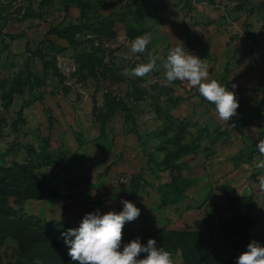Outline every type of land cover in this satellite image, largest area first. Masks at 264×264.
<instances>
[{
	"label": "rangeland",
	"instance_id": "obj_1",
	"mask_svg": "<svg viewBox=\"0 0 264 264\" xmlns=\"http://www.w3.org/2000/svg\"><path fill=\"white\" fill-rule=\"evenodd\" d=\"M68 28L79 29L74 45L57 35ZM144 35L146 52L132 53ZM26 46L40 50L28 65L44 82L36 90ZM176 46L237 94L227 123L162 67L125 74ZM16 82L5 105L13 89L1 85ZM261 139L264 0H0V166L30 171L20 205L12 181H0V264H76L30 217L76 229L86 213L121 211L122 200L140 215L123 226L121 247L151 238L180 264H236L252 240L264 246Z\"/></svg>",
	"mask_w": 264,
	"mask_h": 264
},
{
	"label": "clouds",
	"instance_id": "obj_2",
	"mask_svg": "<svg viewBox=\"0 0 264 264\" xmlns=\"http://www.w3.org/2000/svg\"><path fill=\"white\" fill-rule=\"evenodd\" d=\"M149 43V36H138L131 42V52L145 53ZM157 61L161 63L158 64ZM161 67L169 83L186 81L190 86L197 88L199 94L215 106L221 121L227 123L237 115V94L217 79H209L207 61L190 53L185 47L176 46L170 49L163 59L154 51H150L148 62L138 64L130 71L125 70V74L144 77ZM232 87L234 89L236 85L233 84ZM256 147L264 156V139L259 140ZM256 167L264 169V160H260ZM121 203V211L100 214L97 210L86 213L78 228L61 233L71 260L76 264H180L172 252L157 247L155 239H148L145 245L137 238L121 247L123 226L140 215V209L132 202L122 200ZM236 264H264V246L252 240L247 245V250L240 253Z\"/></svg>",
	"mask_w": 264,
	"mask_h": 264
},
{
	"label": "trees",
	"instance_id": "obj_3",
	"mask_svg": "<svg viewBox=\"0 0 264 264\" xmlns=\"http://www.w3.org/2000/svg\"><path fill=\"white\" fill-rule=\"evenodd\" d=\"M180 1H182V0H180ZM78 32H79V29H77V28H68V29L57 32V35L59 37L65 39L68 42V44L74 45L75 44L74 35ZM20 38H21V36L17 35V36H11L10 39L15 40V39H20ZM26 50L29 53L27 60H26V67H27L26 80H28V82H29V84H28L29 89H31V90L35 89L36 90V89L42 87L44 82L37 79L33 73L28 72L29 71L28 65H29V61L31 58H35L36 56H40V50L36 49L34 51H31L29 46H26ZM102 76L108 78L110 82H112V80L114 78L113 76L108 74L107 71H105V70H104ZM19 84L20 83H18V82L13 83V84L2 83V85H1L2 90H6L10 86H11L10 88L13 89V90L2 95V99L5 101V105H9L11 103L12 97L14 95V93H13L14 91L20 92ZM13 85L16 88H13ZM115 104H117V103H115ZM7 153H8V151L4 152L3 154H0V159L3 160L5 155H7ZM19 168H20V171H18V173L16 174L14 168H10L7 165H6V167L0 166V173H1L0 174V181H1V183L3 184L2 181H12L11 183H13V185L15 186V191H17V195L15 196L14 203L16 205H20L22 203V200L20 199L19 195L23 189L27 188V184H25V181L28 179V174L30 173V171L27 167L22 166ZM9 186L6 185L7 188H5V190H7ZM137 186H138V179H135L134 184H133V188H132V192H131L132 197H134V193H135ZM7 211L10 212L9 209H7ZM30 220L34 221V225L41 231V233L43 235L48 236V237L57 238L58 240H60V242L64 243V238L61 236V233L66 232L68 229H70V228L66 229L68 226H66V225L63 226L61 224L55 225L52 223L42 222L35 217H30ZM71 229H73V228H71ZM187 264H201V257L197 256L194 259H190L187 262Z\"/></svg>",
	"mask_w": 264,
	"mask_h": 264
}]
</instances>
